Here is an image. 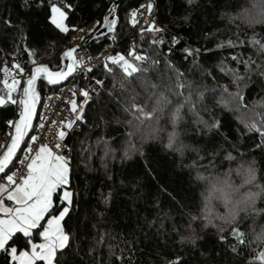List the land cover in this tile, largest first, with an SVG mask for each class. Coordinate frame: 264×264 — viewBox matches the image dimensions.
<instances>
[{"label": "trees", "instance_id": "obj_1", "mask_svg": "<svg viewBox=\"0 0 264 264\" xmlns=\"http://www.w3.org/2000/svg\"><path fill=\"white\" fill-rule=\"evenodd\" d=\"M115 1L70 0L74 11L66 23L80 29L99 21V29ZM142 2L121 0L116 12L117 29L91 40L87 46L88 53L97 56L111 45L113 39L109 37L115 36L116 53L132 60L127 54L134 49L135 54L149 59L134 61L146 70L132 77H125L113 65L110 67L114 74L108 73L102 65L77 83V104L84 101L80 95L82 89L89 92L90 99L84 105V122L77 121L73 133L66 138L71 148L70 188L75 196L71 219L66 218L71 247L61 264H167L176 257L181 258V264H258L255 256L264 246L255 242L253 229L259 232L264 227L261 214L264 213V197H258L255 210L249 209L246 217L240 215L239 226L247 234L251 247L239 254L231 250L232 224L223 233L211 226L197 227L195 234L202 238L197 239L195 245L180 244L171 226L181 213L185 218L189 213L207 214L209 218L224 215L226 210L222 207L218 215L205 207L209 204L205 196L213 177L229 174L240 183L237 170L254 164L256 183L264 187L262 138L248 131L242 123L253 114L257 120L261 119L264 90L256 84L247 89L241 85L246 107L237 108L232 102L228 105L232 111L217 102L222 86H228L231 92L236 90L232 78L221 72V67L226 65L238 68L241 73L244 71L243 64H237L232 56L264 60L249 44L253 38L264 40V23H249L241 15L250 8L251 0H196L191 5L188 0H152L162 29L154 33L147 31L148 26L138 28ZM52 4L59 6L61 0H0V96L6 101L8 89L4 82L10 85L12 77L21 81L36 66L26 47L35 51L37 65L59 71L63 64L62 52L73 44V32L65 36L51 25L48 17ZM134 10L138 13L135 26L130 23ZM9 18L13 27L4 23ZM173 37L179 40L175 46ZM161 38V44L151 42ZM185 47L199 48L200 52L195 59L185 58L182 52ZM13 63L24 69L22 75L11 67ZM177 72L183 75L177 77ZM97 80L103 81V85L97 84ZM178 81L185 84L184 89L177 87ZM188 85L195 87L190 89ZM196 87L210 90L205 92L204 104H197L199 115L205 120L214 116L227 121L223 134L197 124L196 117L184 103L190 91L192 100H196ZM56 88L43 82L37 84L38 116L34 129L40 122L47 96ZM180 92L183 94L179 95ZM157 100L167 101L160 105L164 111L162 115L158 113L161 116L158 123L149 120L141 123L135 119L131 109L134 103L151 111L157 106ZM181 104L184 105L182 119L174 129L172 113ZM204 105L208 111L204 110ZM15 116L16 105L6 102L0 106V135L6 133L5 122ZM173 131L177 133L175 146L181 148L182 156L180 151L165 147ZM104 141L114 150L108 155H105ZM125 151H128L127 157ZM248 190L259 192V188L248 187ZM213 204L219 206L217 202ZM213 222L222 223L218 219ZM181 231L185 236L192 235L189 230ZM221 234L227 238L226 242L219 240ZM36 242H40L38 237ZM116 256H122V260H117ZM0 264H8L4 253H0Z\"/></svg>", "mask_w": 264, "mask_h": 264}, {"label": "snow or ice", "instance_id": "obj_2", "mask_svg": "<svg viewBox=\"0 0 264 264\" xmlns=\"http://www.w3.org/2000/svg\"><path fill=\"white\" fill-rule=\"evenodd\" d=\"M196 0H188L191 5ZM141 7H145L141 5ZM154 5L149 3L146 5L147 11L152 12ZM73 5L70 0H61V4L57 6L52 4L50 6L51 15L48 17L51 25L59 31V33L67 36L70 32L79 31L85 32V29H77L75 26H70L66 23L69 19V14L73 12ZM114 11V9H110ZM137 11L131 12V20L133 26L137 23ZM241 15L249 23H264V0H251L250 8L246 9ZM187 19V17H185ZM105 23L108 25V31L114 32V25L116 19L111 21L106 16L104 18ZM4 23L8 27H13L11 19H7ZM100 22L97 21L96 24ZM96 25L93 28L87 30L85 35L79 37H72L75 41L77 38L81 41L80 45H75L64 51L61 62L67 61L64 68L59 71H50L47 65H37L35 60V51L33 49L25 48L28 52V56L31 58L33 65H36L31 69L30 75L25 80L22 88V95L17 101L12 97V92L16 90L17 86L21 83L15 77H12V82L9 85L5 81V87L8 89L7 101L3 96H0V106L6 102L11 104H17L20 107L17 120H9L7 123L9 126H14V134L10 137V143L7 145H0L4 151L0 154V174H2L3 183H0V253H4L8 258V264H61L62 258L66 255L68 249H70L71 236L66 231V218L71 219L70 212L74 205L75 193L71 190V158L64 154L65 149L71 152V148L67 144L63 143L67 136V132L64 128L72 130L76 121L84 122V105L88 103L90 99L89 92L87 90H81L80 95L84 97L82 104L78 105L75 100L71 103V110L75 113V119L68 122H61L62 129L57 133L58 142L53 146H49L47 143L41 142L38 147H33L39 139L38 136L32 135L29 137L31 143L25 141V137L28 131L33 127L32 120L36 110V104L39 100V94L36 90L37 80L43 79L49 85H57L67 79L69 76L77 71V69L84 67V58H76L81 46L85 48L88 46L90 39H96L92 36V32L95 30ZM142 32L144 29L141 30ZM149 32H161L162 29L150 25L147 28ZM115 39V36L109 37ZM153 44L163 43V39H153ZM179 43L176 37L172 38V45L175 46ZM232 44V42H229ZM249 44L255 48L258 55L264 58V40L253 38L249 41ZM171 51V49H170ZM185 54V58L191 56L195 59L200 49H193L191 47H185L182 49ZM132 57V60L126 58L125 55L117 53L115 56L107 55L103 56V67L106 72L113 73V68L110 65L119 68L125 77H132L134 74L145 71L146 69L139 63L146 62L149 58L147 56H141L135 54L134 49L130 50L127 54ZM96 59H101L98 55ZM92 59L91 56L88 57ZM231 59L236 61L237 64H243L244 71L241 73L238 68H230L225 66L221 67V72L232 78V84L235 86V92L229 91L228 86H222V94L218 103H223L224 107L232 111L228 105L235 102L236 107L246 105L244 102V95L242 93L241 85L244 89L256 84L258 88L264 90V60L258 62L252 56L247 59H241L238 56H232ZM135 61V62H134ZM158 63V61H154ZM12 68L17 69L22 75L24 69L16 63H13ZM171 67V65H170ZM86 71L91 72L92 68L87 67ZM7 72V69H5ZM183 73L177 72V77L182 76ZM255 77V79H253ZM97 84L103 85V81L97 80ZM177 87L180 89L185 88V84L178 81ZM191 89L194 85H188ZM210 91L207 87H196V100H192L193 93L190 91L189 95L184 98V103L189 106V111L196 117V123L202 125L204 129L217 133H222V129L228 126L227 121H222L213 116L211 120H205L199 115L197 104H204L205 92ZM211 91H214L211 90ZM182 95L183 93H178ZM75 95V93H73ZM161 103H167L166 100H157V106L151 111H145L143 107L138 104H133L131 109L134 113L135 119L143 123L145 120L159 122L164 109L160 107ZM183 104L176 107L174 113H172L173 128L177 126L178 122L182 119L181 109ZM204 110L208 111L207 105H204ZM260 120L256 119V114H253L248 119L243 120L244 127L250 132H256L262 138L261 143L264 144V113H260ZM43 119V117H41ZM55 123V121H53ZM44 125L41 124L40 128ZM177 133L173 131L169 134L168 143L165 145L168 149L174 151H180L181 156L183 152L181 148L175 146ZM225 139L227 137L225 136ZM24 144L22 148L21 145ZM105 155L114 151L107 141H104ZM261 145H257L260 147ZM134 149V145L131 146ZM22 151L25 153L21 160L17 157V152ZM143 156V153H140ZM125 157L128 156V151L124 153ZM215 155V152L212 153ZM229 159L233 157L229 156ZM14 159L19 160L20 164L24 165L26 171H12V167H15L13 163ZM27 161V163H25ZM10 165L12 167H10ZM147 166V165H146ZM236 175L240 178V183H236L231 175L224 174L223 176H216L212 178V196L221 201L228 209L227 213L221 217L209 218L207 214H185L181 215L173 220L171 231L175 233L179 239L180 244L190 243L195 245L197 239L202 237L197 236L196 229L200 227L207 229L212 227L223 233L224 229L219 228L218 224L214 223V219H219L222 223L234 225L229 230V236L232 240L231 250L236 254H239L244 248L251 247L247 234L239 226L240 215L247 214L249 209L255 210L258 197H264V187H261L256 183L257 171L254 164H250L248 167L241 166ZM205 179L204 177H199ZM248 187L259 188V192L250 191ZM243 190V195L241 194ZM162 191H167L162 189ZM210 197L205 196V201ZM207 207V204L205 205ZM264 215V213H261ZM154 223V222H153ZM182 229L191 231L192 235L185 236L182 234ZM39 238L40 242H36V238ZM253 237L257 244H264V227L256 232L253 229ZM219 240L223 243L226 242V237L221 234ZM117 260H122V256H116ZM255 259L258 264H264V250L259 251ZM167 264H181V258L176 257L167 262Z\"/></svg>", "mask_w": 264, "mask_h": 264}, {"label": "built area", "instance_id": "obj_3", "mask_svg": "<svg viewBox=\"0 0 264 264\" xmlns=\"http://www.w3.org/2000/svg\"><path fill=\"white\" fill-rule=\"evenodd\" d=\"M149 3H152L154 5L152 0H143V2L141 4V5H144L145 7H143V8L141 7L142 11L138 15V21H139L138 28L142 27V26H148L149 27L150 25L154 24L155 27H158L161 29L159 22H158V12L155 10V7H153L151 13H149L147 11L146 5ZM96 22L97 21H95L94 23L90 24L87 27H84L83 28V29H85L84 33H81L79 31H73L72 37H79V36L85 35V33L87 32L88 29L93 28V26L96 25L95 30L92 32V36H94L98 27L100 26V23L96 24ZM74 44L80 45L81 41L77 38L75 41H73V44L71 47H73ZM71 47H69V48H71ZM116 47H117V41L113 39L111 42V45H109V47L104 49L99 54L101 56V59L98 60L95 58L96 56H91L88 53L87 47L85 48L84 46H81L78 53L76 54V58L77 59H79L81 57L84 58V67L77 69V71L73 74V76L65 84L56 88V90L54 92H52L51 94H49L47 96V100H46L45 104L43 105V108L41 111V117H43V119H40L39 124L37 125V127L35 129H33V132L31 134V136L36 135L39 137L36 144L33 145L34 148L38 147L41 142L47 143L50 147L58 142L57 133H58V131H60L62 129L61 122L63 121L66 123L68 121H72L75 119V113H73L71 110V103L73 100H75V102L77 103V83H78L79 79L82 76L90 73V72L86 71L87 67H91L92 71L94 69L101 67L103 65V63H102L103 56H107V55L115 56L117 54L115 52ZM89 56L92 57L91 60L88 59ZM28 77H29V75L24 76L21 80V83L17 86L16 90L12 92V97L16 98L17 101H19V98L22 95V88L24 86L23 82ZM73 93H75V95H73ZM15 105H16V116L10 120H17L19 118L18 113L20 111V107L18 106V103ZM53 121H55V123H53ZM76 123H77V121L75 122V124ZM41 124L44 125L43 128H40ZM75 124H74V127H75ZM5 125L7 126V130H6L5 134L0 135V145L9 144L10 137H11V135L14 134V126H9L7 121L5 122ZM74 127L72 130H68L66 128L63 129L67 132L66 138L73 133ZM66 138L63 141V143H65V144H67ZM27 142L31 143V141L29 139L27 140ZM3 151H4V149L0 148V154H2ZM64 154L67 156H70L71 152H68L67 149H65ZM24 155H25V153L21 151V153L19 154L18 157L22 160ZM25 163H27V161ZM14 164H15V167H13L12 171H26L24 165L20 164L19 160H16Z\"/></svg>", "mask_w": 264, "mask_h": 264}, {"label": "water", "instance_id": "obj_4", "mask_svg": "<svg viewBox=\"0 0 264 264\" xmlns=\"http://www.w3.org/2000/svg\"><path fill=\"white\" fill-rule=\"evenodd\" d=\"M120 4H121V0H116L113 4H112V6H111V9H114V11H111L109 14H107L106 16L108 17V20L109 21H111L113 18H115L116 19V24L113 26L114 27V31L117 29V27H118V18H117V16H116V12H117V10H118V8L120 7ZM105 16V17H106ZM110 33H112V32H109L108 31V25L105 23V20L103 21V24L101 25V27L96 31V33H95V35L93 36V37H96V38H99V37H101V36H106V35H108V34H110ZM91 40H93V39H90V41ZM89 41V42H90ZM63 53L64 52H62V54H61V57H62V55H63ZM67 63V61L65 60V61H63V64H62V67H61V69L60 70H62L63 68H64V65ZM49 70L50 71H52L50 68H49ZM72 76H69L67 79H65L63 82H61L60 84H57V85H49V84H47V82L45 81V80H43V79H39V80H37V84L39 83V82H43V83H45L48 87H50V88H55V87H60V86H62L63 84H65L70 78H71ZM28 79V78H27ZM26 79V80H27ZM36 87H37V85H36ZM37 116H38V107H37V105H36V110H35V114H34V116H33V120H32V128L28 131V134H27V136L25 137V141H27L28 140V138L30 137V135L32 134V132H33V129H34V127H35V124H36V121H37ZM11 142V141H10ZM9 142V143H10ZM21 147L23 148L24 147V144L22 143V145H21ZM21 153V151H18L17 152V157L19 156V154ZM15 161H16V159H14V161H13V163H15ZM10 167H12L11 165H10ZM0 177H2V174H0ZM2 178H0V180H1Z\"/></svg>", "mask_w": 264, "mask_h": 264}, {"label": "rangeland", "instance_id": "obj_5", "mask_svg": "<svg viewBox=\"0 0 264 264\" xmlns=\"http://www.w3.org/2000/svg\"><path fill=\"white\" fill-rule=\"evenodd\" d=\"M82 104V103H81ZM31 136V135H30ZM29 139V138H28ZM27 142V141H26ZM211 184V183H210ZM209 184V185H210ZM205 187H207V186H205ZM209 189V190H208ZM208 190V191H207ZM207 195H209L210 197H212V199H208L207 201L209 202V204H207V206H208V208L207 209H209L210 210V212H213L214 214H216V215H218V214H220V213H222V212H219L220 210H219V208H224L226 211L224 212V215L227 213V211H228V209L224 206V204L221 202V201H219L218 199H216V198H214L213 196H212V186L210 187H208L207 188ZM217 201H216V200ZM213 201L214 202H217V203H219V206H215V204H213ZM216 210H217V212H216ZM223 215V216H224ZM242 216H241V218H243V217H246L247 215H245V214H241ZM218 217H220L219 215H218ZM219 220V219H218ZM229 225L230 224H226V223H220L218 226H219V228H221V229H224V231L226 230V231H228L229 230ZM223 231V232H224ZM220 232V231H219ZM261 245H263L264 246V244H260V246ZM261 250H264V249H262V248H260V251Z\"/></svg>", "mask_w": 264, "mask_h": 264}, {"label": "crops", "instance_id": "obj_6", "mask_svg": "<svg viewBox=\"0 0 264 264\" xmlns=\"http://www.w3.org/2000/svg\"><path fill=\"white\" fill-rule=\"evenodd\" d=\"M3 183V182H2Z\"/></svg>", "mask_w": 264, "mask_h": 264}]
</instances>
